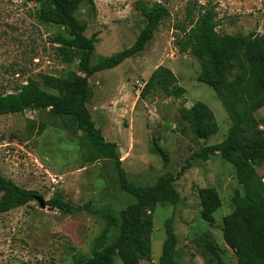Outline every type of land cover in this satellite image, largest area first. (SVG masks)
Returning a JSON list of instances; mask_svg holds the SVG:
<instances>
[{
	"label": "rangeland",
	"instance_id": "rangeland-1",
	"mask_svg": "<svg viewBox=\"0 0 264 264\" xmlns=\"http://www.w3.org/2000/svg\"><path fill=\"white\" fill-rule=\"evenodd\" d=\"M136 1L92 0L77 12L79 23L86 26L84 35L90 38L96 34L99 39L92 65L99 56H110L135 43L146 25ZM149 1L166 3L170 16L143 53L90 78L94 97L88 109L104 138L117 144L130 182L152 186L163 174L176 176L187 167L175 183L182 203L156 208L152 257L140 264H159L166 239L165 222L172 216L179 240L178 264H207L201 237L218 248L224 264H237L224 233V218L234 211L235 199L243 193L236 170L219 155L207 159L194 156L203 147L224 141L233 120L215 91L198 81L204 69L197 58L179 51L176 40L181 32L177 28L187 25L188 8L197 13L198 6H209L215 8L219 33L264 34V0ZM38 12L39 6L26 0H0L3 93H14L28 78L41 83L42 75L67 76L78 70L74 51L68 49L62 54V46L55 41L62 31L42 22ZM244 61L243 55L235 59L227 72V83L243 75ZM159 66L171 69L186 89L182 99L169 98L160 91L140 98L145 82ZM196 102L206 104L217 121L218 132L208 141L197 139L179 114L182 106L190 108ZM248 117L253 118V133L264 131V107ZM83 136L69 118L55 117L48 110L0 116V171L18 186L38 192L46 202L60 196L76 206L92 202L100 214L109 205L117 211L125 209L135 199L121 190L114 162H88L80 143ZM154 136L170 156L168 166L153 149ZM257 172L264 184V165ZM206 189L213 190L222 201L211 225L201 218V192ZM104 226L101 215H65L58 210H43L36 201L8 213L0 212V264H74L70 248L89 256ZM117 235L118 230L113 229L110 242ZM115 264L123 263L115 258Z\"/></svg>",
	"mask_w": 264,
	"mask_h": 264
},
{
	"label": "trees",
	"instance_id": "trees-1",
	"mask_svg": "<svg viewBox=\"0 0 264 264\" xmlns=\"http://www.w3.org/2000/svg\"><path fill=\"white\" fill-rule=\"evenodd\" d=\"M26 1L39 6L38 17L42 22L62 31L55 41L62 46V54L68 52V49L74 51L78 70L67 76L42 75L41 83L28 78L14 93L0 91V116L21 114L27 110H48L55 117L69 118L76 130L84 135L80 143L88 162L112 160L121 190L134 197L135 202L125 209L117 211L109 205L102 214L92 202L76 206L60 196H54L46 202L47 206L65 215L86 212L101 215L105 220L103 230L91 245L89 256L76 248H70L74 264H115V258H119L123 264H140L150 260L153 213L158 206L178 207L182 203L175 183L184 176L187 167H182L176 176L171 173L163 174L152 186H139L130 182L117 144L104 138L88 109V104L94 97L90 78L143 53L162 22L170 16V9L166 3L137 0L136 9L145 19L146 25L135 43L110 56H99L92 65L95 45L99 39L96 34L87 38L84 35L86 26L76 18L82 5L92 4V0ZM187 19V25L177 28L181 35L177 38L176 45L181 53H190L197 58L204 69L198 81L215 91L233 120V126L224 141L203 147L194 156L207 159L219 155L235 168L243 193L235 199L234 211L224 218L227 243L235 254L237 264H264V184L257 172L264 165V131L253 133V118L248 117L264 107V34L219 33L217 29L220 24L215 8L209 6H198L197 13L188 8ZM240 55L245 59L242 65L243 75L234 83H227V72ZM153 91H160L167 97L176 99H182L186 94V89L179 84L173 71L164 66L157 67L151 74L141 90L140 98L146 99ZM179 114L199 140L208 141L218 132L214 113L202 102H196L190 108L182 106ZM152 140L153 149L168 166V152L160 145V139L154 136ZM37 196H40L38 192L18 186L0 171L1 213L24 207L35 201ZM201 198V218L211 225L222 201L210 189L202 191ZM113 229L118 230V235L110 242ZM165 234L159 264H178L179 240L175 233L174 216L166 220ZM201 243L208 255L207 264H224L216 246L206 237H201Z\"/></svg>",
	"mask_w": 264,
	"mask_h": 264
},
{
	"label": "water",
	"instance_id": "water-1",
	"mask_svg": "<svg viewBox=\"0 0 264 264\" xmlns=\"http://www.w3.org/2000/svg\"><path fill=\"white\" fill-rule=\"evenodd\" d=\"M35 201L39 204V207H40L41 209H43V210H45V209L56 210V209H54V208L48 207V206H47V203H46V201H45V199L42 198V197H40V196H37V197L35 198Z\"/></svg>",
	"mask_w": 264,
	"mask_h": 264
}]
</instances>
